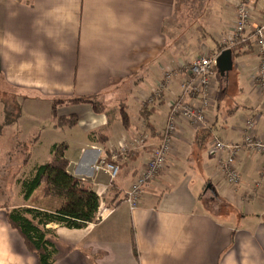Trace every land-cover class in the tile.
I'll return each instance as SVG.
<instances>
[{
  "label": "crops",
  "instance_id": "obj_1",
  "mask_svg": "<svg viewBox=\"0 0 264 264\" xmlns=\"http://www.w3.org/2000/svg\"><path fill=\"white\" fill-rule=\"evenodd\" d=\"M189 1L188 9L183 0H0V89L23 109L49 113L54 130L65 127H55L53 104L67 102L58 115L78 117L68 171L108 210L83 228L47 225L56 233L55 264H264V157L243 147L236 161L242 181L229 185L219 168L225 154L212 146L215 137L243 143L248 120L255 137L264 138L260 59L251 45L233 50L226 76L216 73L206 123H179L167 167L144 188L139 206L131 210L125 200L161 140L187 67L219 53L236 21L239 0ZM253 15H264V0ZM170 70V85L157 93ZM74 99L104 107L96 112L89 102L69 103ZM122 139L130 148L118 153L121 170L111 180L94 166L111 160ZM3 143L0 135V160ZM208 191L209 203L222 204L217 212L204 198ZM0 264H38L1 205Z\"/></svg>",
  "mask_w": 264,
  "mask_h": 264
},
{
  "label": "built area",
  "instance_id": "obj_2",
  "mask_svg": "<svg viewBox=\"0 0 264 264\" xmlns=\"http://www.w3.org/2000/svg\"><path fill=\"white\" fill-rule=\"evenodd\" d=\"M256 2L257 0H239L237 2L236 21L231 32L221 39L222 49L219 53L224 49L233 50L241 45L254 47L260 59L255 80L258 87L264 91V15L259 21L254 18L253 11ZM219 53L214 55L205 53L198 56L187 67L188 71L183 79L182 91L171 103L166 125L161 131V140L152 150L146 160V165L125 193V200L131 210H135L139 206L144 188L154 182L166 169L179 123L187 121L197 126L206 123V112L213 100L214 77L217 73L216 58ZM174 74L172 70L166 72L165 78L156 89L157 93L170 85ZM254 126L253 120L247 121L248 132L243 143H233L218 137L213 139L214 151L225 154L219 168L224 180L229 185H237L242 181L236 161L239 151L243 147L264 157V138L255 137L252 132ZM129 148L130 144L125 139L118 141L116 146L111 149L113 153L111 160L108 157L102 158L94 166L95 169L105 170L111 180H114L121 170L118 153L125 154ZM106 212L108 210L104 208L103 203H100L98 219L102 220Z\"/></svg>",
  "mask_w": 264,
  "mask_h": 264
},
{
  "label": "trees",
  "instance_id": "obj_3",
  "mask_svg": "<svg viewBox=\"0 0 264 264\" xmlns=\"http://www.w3.org/2000/svg\"><path fill=\"white\" fill-rule=\"evenodd\" d=\"M77 102L91 103L96 112H100L104 107L102 103L93 99L69 101V103ZM5 103L10 111L9 103ZM63 103L67 102L56 101L53 104L52 114L56 122L55 127H72L78 122V117L76 115H58L57 108L59 104ZM6 113L8 114V109ZM121 114L124 122L127 123V113L123 111ZM11 121L12 119L8 114L5 123ZM67 149L68 145L66 144H54L52 158L49 161L38 165L27 176L18 179L25 201H29L35 191L44 186V196L58 200V205L54 209L38 206L7 208L10 225L20 233L28 250L37 255L38 264H55L56 262L58 248L53 240L56 238V233L47 228L48 224L56 222L69 228H83L98 219L100 196L90 186L68 171ZM133 247L137 255L135 239L133 240Z\"/></svg>",
  "mask_w": 264,
  "mask_h": 264
},
{
  "label": "rangeland",
  "instance_id": "obj_4",
  "mask_svg": "<svg viewBox=\"0 0 264 264\" xmlns=\"http://www.w3.org/2000/svg\"><path fill=\"white\" fill-rule=\"evenodd\" d=\"M183 2L186 3V7L189 9L190 1L183 0ZM2 99L9 102L10 111ZM13 99L12 94L0 89V110L3 107L6 110L8 109V114L12 119L11 122L0 125V135L5 143H3L4 152L0 160V205L6 206L8 209L21 206H38L45 209L50 207L54 209L57 206L54 199L44 200V186L39 188L36 195L32 196L29 201H25L18 179L27 176L38 165L49 161L52 158L51 153L54 144L68 145L69 138L72 136V127L68 126L54 130L52 127L53 120H51L49 113L34 112L30 109L27 110L26 107L23 109L22 102L20 101L21 104H17ZM11 100L13 101L11 102ZM8 114L5 112V121ZM209 197L208 191L204 196L208 203L210 201ZM208 206L217 212L222 204L216 201L209 203Z\"/></svg>",
  "mask_w": 264,
  "mask_h": 264
},
{
  "label": "water",
  "instance_id": "obj_5",
  "mask_svg": "<svg viewBox=\"0 0 264 264\" xmlns=\"http://www.w3.org/2000/svg\"><path fill=\"white\" fill-rule=\"evenodd\" d=\"M233 65H234L233 50L230 48L222 50L216 58V67L219 75L221 77L226 76L233 69ZM208 188L213 189L211 183L207 185V189Z\"/></svg>",
  "mask_w": 264,
  "mask_h": 264
}]
</instances>
